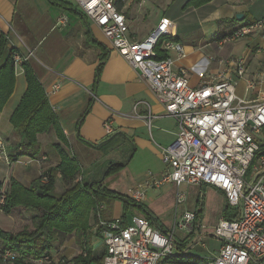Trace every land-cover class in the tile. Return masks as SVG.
Returning <instances> with one entry per match:
<instances>
[{
    "label": "crops",
    "instance_id": "1",
    "mask_svg": "<svg viewBox=\"0 0 264 264\" xmlns=\"http://www.w3.org/2000/svg\"><path fill=\"white\" fill-rule=\"evenodd\" d=\"M173 1L128 0L126 3H117V8L126 19L130 38L143 39L157 21L164 19L171 24L174 39L183 45L186 54L175 61L174 68L186 70L191 86H197L202 80L227 77L233 70V61L242 58L245 73L241 77L231 76L236 94L248 101H264V33L255 30L245 37L221 44L224 34L236 26L253 23L264 17V0H210L199 6L186 7L184 4L187 0H183L180 11L178 9L176 12L169 11ZM156 11L164 13L159 20ZM177 14H184L187 27L192 28L185 36L179 35L178 26L173 20ZM237 14H242L241 20L236 18ZM0 31L6 36L8 46L16 52L21 55L31 52L25 63L44 89L61 131L70 144H75L78 150L85 153L105 152L108 147H118L119 159L108 165H118L120 172H124L127 184L123 182L122 192H118L103 185L106 176L100 179H103L102 185L107 190L124 197H119L122 208L116 213L113 204L104 207L101 202L100 218L109 220L123 217L128 222L133 215L146 217L150 212V220L159 230H170L174 197L168 202L166 210L158 211L160 206L156 200H159L160 195L152 198L149 191L158 186L151 183L145 188L140 203L131 196V191L146 180L141 178L144 170L154 171V176L151 174L154 178L160 177L165 171L160 147L170 145L177 131L175 119L166 115L163 105L139 71L133 69L112 48L75 0H0ZM167 54L175 56L172 52ZM57 82L60 86L53 90ZM25 88L23 69H18L15 71L13 90L0 111V136L5 141L8 155V145L13 137L10 116ZM147 113L153 116L149 129L146 125ZM107 119L113 128L110 135H106L103 129V122ZM41 135H38V139ZM46 162L42 144L36 158L21 156L16 161H6L0 157V182L6 183L14 178L28 187L40 177L43 169L49 167ZM213 190L222 200L215 222L209 225L203 223L204 197L203 193L198 192L194 209L187 208L184 211L199 210L200 216L191 233L175 231V257L189 255L208 260L217 252L220 242L211 235V229L223 217L226 203L223 194L216 188ZM129 206L134 209L131 214L128 213ZM164 213L166 215L161 218ZM96 222L97 217L91 221L87 236L80 235L77 239L71 234L63 239H53L50 253L56 258L75 260L72 264H101L104 247L94 228ZM0 231L9 232L1 228ZM198 234L200 238L203 235L214 240L205 255L203 247L206 244L202 241L204 246L197 245ZM196 245L199 250H194ZM87 251L89 253L84 263L83 256L87 255ZM163 264L180 263L167 260Z\"/></svg>",
    "mask_w": 264,
    "mask_h": 264
},
{
    "label": "built area",
    "instance_id": "2",
    "mask_svg": "<svg viewBox=\"0 0 264 264\" xmlns=\"http://www.w3.org/2000/svg\"><path fill=\"white\" fill-rule=\"evenodd\" d=\"M75 1L112 48L139 71L166 115L177 124L174 141L160 147L165 171L158 178L149 175L131 191L133 199L142 202L144 189L151 183L158 186L170 182L177 187L210 185L223 194L230 217H220L211 229L220 246L207 264H264V140L259 138L264 128V101H248L236 94L231 76H243L244 60L235 59L227 77L202 80L191 86L186 70L174 68L175 61L186 54L166 20L158 21L143 39L134 40L128 34L123 13L117 8V3L128 0ZM255 30L264 33V17L236 26L224 34L221 44ZM161 52H172L175 56L167 54L159 58ZM30 54L14 52L15 71L22 69ZM59 86L57 82L53 90ZM145 117L149 129L153 116L147 113ZM103 129L106 135L113 132L109 119L103 122ZM0 157L9 159L1 136ZM184 201L185 194L176 193L174 207ZM101 208V205L97 208L94 226L104 247L101 264H163L175 254V231L191 233L200 216L199 210L183 211L173 218L170 230L161 231L140 215H133L128 222L123 217L103 220L99 215ZM196 241H200L199 234ZM200 244L204 246L202 241ZM18 257V251L0 244L2 262ZM37 260L38 264L68 263L63 258L53 261L46 253Z\"/></svg>",
    "mask_w": 264,
    "mask_h": 264
},
{
    "label": "trees",
    "instance_id": "3",
    "mask_svg": "<svg viewBox=\"0 0 264 264\" xmlns=\"http://www.w3.org/2000/svg\"><path fill=\"white\" fill-rule=\"evenodd\" d=\"M208 1L210 0H187L184 6H199ZM14 52L16 50L8 46L6 36L0 31V111L15 83ZM166 55L161 52L159 58H164ZM21 67L26 79V88L10 116L14 140L8 145L9 159L16 161L21 156L36 158L41 151V142L38 139L40 134L53 133L63 145H54L59 161L43 169L40 177L33 180L30 186L25 187L14 178H10L6 183L0 182L2 213L10 214L18 206L37 212L32 217V230L23 229L14 234L0 231V244L20 253L15 264H24L23 259L30 262L33 256L37 258L45 253L51 257L49 248L53 238L63 239L73 232L87 236L91 221L96 219L99 203L106 197L124 198L107 190L102 185L103 179L88 183L82 178L78 180L81 175L80 163L70 152V148L67 149L68 142L61 131L55 112L48 103L44 89L25 62ZM118 168V165H109L103 176H107ZM57 177H60L65 187L60 194L55 190ZM149 214L150 212L146 214L148 219H150ZM223 216L230 217L227 205L223 210ZM84 244L87 248V242ZM88 253L87 251V255L83 256L84 263L87 261ZM168 260L180 264H207L205 257L193 258L189 255L170 257ZM0 262H2L1 259Z\"/></svg>",
    "mask_w": 264,
    "mask_h": 264
},
{
    "label": "rangeland",
    "instance_id": "4",
    "mask_svg": "<svg viewBox=\"0 0 264 264\" xmlns=\"http://www.w3.org/2000/svg\"><path fill=\"white\" fill-rule=\"evenodd\" d=\"M182 3H183V0H174L173 3H171L169 5V11L172 10V11L176 12L178 9H179L178 11H180L179 6ZM156 10H161V9H156ZM156 12H157V15H156L157 19L160 18L164 14L161 11H156ZM167 15H168V13H167ZM173 20L176 22V24L178 26V33L181 36H185V34L189 30L192 29L190 27H187V21H186L187 17L184 16V14L182 16H181V14L175 15V17H173ZM189 25H191V24H189ZM192 27L194 28L196 26H192ZM234 85H235V83H234ZM261 135L262 136L261 137L259 136V138L261 140H264V128L262 129ZM39 139H40L41 144H42L43 154L46 155V159H47L46 165L47 166H53L54 164H56L59 161V155L56 152L54 145H56V144L63 145V143L53 133L43 134L39 137ZM13 140H14V138L11 137L10 141H13ZM66 140H67V138H66ZM67 142H68V140H67ZM68 145H69V147L68 148L66 147V148L67 149L70 148L69 149L70 152L76 157V159L80 163L81 175H79L78 180H80L82 178V180L87 182V183L95 181L97 179H100L104 175V173L106 172L107 168L109 167V165H108L109 162L114 163L120 157V154L118 152V147H116V146H113L112 149H111V147H108L105 152L93 151V152H86L85 153V152H81L80 150H78L77 147L75 146V144H70L68 142ZM89 162H91V163H89ZM120 171H121L120 168H118L112 174L106 176L103 180V182H104L103 185L108 189L118 190V192H122L121 189L123 188L122 187L124 184L123 182L126 183L127 179L124 177V172H120ZM143 172L145 175L144 174H143L144 176L142 175V177H141L142 180L147 179L148 176L151 174H153V176H154V173H153L154 171L144 170ZM80 176H81V178H80ZM213 189L214 188L210 185H203L201 187H198L196 185L182 184L179 187H177L173 183L164 182V183H161L160 185H158V188H156L155 190H149V191H150V196L152 198L153 197L155 198V197L160 195L158 198L159 200H156L157 204L160 206V209L158 211H163L164 209L166 210L168 202L171 201V199H173V197L175 198L176 193L182 192L185 194L186 201L184 203L176 206V208L174 207V203H172L173 210L171 211V216L173 218H176L177 216H179L187 208H189L190 210L194 209V202H195V198H196L197 193L198 192L203 193L204 206H203L202 219H203V223L205 225H209V223L213 224L215 222V220L218 216L219 210H220L221 203H222L220 196L218 194H215L213 192L214 191ZM55 190L58 194L62 193L65 190V187L63 186L59 177L56 178ZM110 203L113 204L114 211L116 213L119 212V210L122 208V204H123L119 197H115V198L106 197L105 199L102 200L101 204L104 205V207H106ZM133 210L134 209L132 208V206H129L128 213L131 214V212ZM36 213H37L36 211H34L30 208H25L23 206H18L16 208H14L12 213H10L9 215L0 212V228L3 230H7V231H9V233H13V234L17 233L18 231H21L23 229H27L30 231L33 229L32 217ZM93 213L95 215V212H93ZM165 213H164V215H161L160 217L163 218V216L166 215ZM71 234L76 236L77 239L81 235L79 232H73ZM71 234H69V235H71ZM69 235H66V236H69ZM53 239L55 240V238H53ZM53 239H52V241H53ZM200 241H204L206 244V246L203 247L204 248L203 254L205 255V254H207V250L209 249L211 242H213L214 240L212 241L210 236L205 237L202 235L200 238ZM200 241L197 242V245H199V246H200ZM197 245H196V247H194V250L195 249L199 250ZM200 250H201V248H200ZM49 254H51V253H49ZM174 257H175V254L172 256V258H174ZM51 258L53 261H57L58 259H60V258L54 257L52 254H51ZM64 258L70 262L67 264H72L75 261V260H71V259L66 258V257H64ZM33 259H35L34 256L32 257V260H31L32 262L31 261L29 262V260H27V259H23V263L24 264H38L37 263V262H39L37 260L38 257L35 260H33ZM17 260L18 259L12 260L6 264H15L17 262ZM33 261H35V263ZM0 264H4V263L0 262Z\"/></svg>",
    "mask_w": 264,
    "mask_h": 264
},
{
    "label": "water",
    "instance_id": "5",
    "mask_svg": "<svg viewBox=\"0 0 264 264\" xmlns=\"http://www.w3.org/2000/svg\"><path fill=\"white\" fill-rule=\"evenodd\" d=\"M236 18H237L238 20H241V19H242V14H237V15H236Z\"/></svg>",
    "mask_w": 264,
    "mask_h": 264
}]
</instances>
